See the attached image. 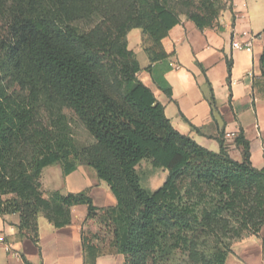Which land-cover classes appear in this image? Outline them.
Segmentation results:
<instances>
[{
    "label": "trees",
    "instance_id": "16d2710c",
    "mask_svg": "<svg viewBox=\"0 0 264 264\" xmlns=\"http://www.w3.org/2000/svg\"><path fill=\"white\" fill-rule=\"evenodd\" d=\"M108 1L0 0V215L18 214L19 237L40 247V216L62 228L72 223L73 207L86 206L89 219L102 212L113 229L110 250L83 238L85 264L107 255H123L124 264H174L179 253L226 264L235 242L264 228V167L253 166L243 131L235 140L241 162L221 138L213 152L178 132L139 79L143 68L128 35L141 30L151 62L144 70L171 97L163 39L182 16L210 28L231 5L132 0L126 17L113 19L103 10ZM261 67L264 76V54ZM209 102L215 116L213 92ZM145 160L168 171L155 191L141 183ZM53 165L65 177L92 168L116 205L97 207L90 188L46 194L42 174Z\"/></svg>",
    "mask_w": 264,
    "mask_h": 264
},
{
    "label": "crops",
    "instance_id": "0c3cea01",
    "mask_svg": "<svg viewBox=\"0 0 264 264\" xmlns=\"http://www.w3.org/2000/svg\"><path fill=\"white\" fill-rule=\"evenodd\" d=\"M230 5L213 27L200 29L185 19L163 39V48L169 58L161 64V69L172 67L165 72V79L172 89L171 97L161 91L151 74L144 70L151 62L144 51L140 29L139 35L134 34L135 29L129 33V48L136 53L143 68L139 79L165 107L167 118L178 132L213 152L220 151L218 138H221L230 156L241 162L242 149L235 140L243 131L250 143L252 164L262 169L264 76L261 57L264 54V0H231ZM132 33L135 35L133 40ZM250 38L253 40L252 51L234 50L235 40L244 43ZM229 62L232 64L231 71ZM211 92L219 110L215 116L209 102ZM193 127L200 129V133ZM227 133L233 134V138L227 139ZM55 166L62 171L59 165L50 167ZM46 169L41 179L45 193L60 191L68 194L90 188L97 207H112L117 203L107 184H84L88 181L87 177L90 178L85 166L78 167L66 176L68 184H62L64 189L50 184L51 175L46 173ZM76 177V182L81 184H75ZM87 215L86 206L73 207L72 223L62 228H56L47 218L40 216V247L31 240L19 237L18 214L0 215V238L4 239V244L0 246V264H25L23 257L30 264H85L83 226ZM6 245L10 246V251ZM124 262L123 255H107L99 257L96 264ZM226 264H264V228L259 234L235 242Z\"/></svg>",
    "mask_w": 264,
    "mask_h": 264
},
{
    "label": "rangeland",
    "instance_id": "374dc122",
    "mask_svg": "<svg viewBox=\"0 0 264 264\" xmlns=\"http://www.w3.org/2000/svg\"><path fill=\"white\" fill-rule=\"evenodd\" d=\"M131 3H132V0H109L107 3H104L102 6H103V10L107 13V15H109L110 18L112 17L113 19H116V18L126 17L127 12L130 10ZM223 4L226 5V8L229 7L230 0H223ZM223 12L221 13L220 17L222 16ZM181 18L182 20L187 19L186 16H182ZM133 32L136 35L137 34L139 35L140 33L138 29H135ZM134 36L135 35H133L132 33L131 40H133ZM80 137L83 141H86L88 139L87 134L83 131L81 132ZM85 168H86V173L90 174V178L88 176L87 177L88 181L87 183L84 182V184H96V182L99 184H106L105 182L98 180V178L96 177V173L92 168L86 167V166ZM137 170L141 178L142 186L145 189L152 190V191L159 189L164 184V182L166 181L168 177L167 170L155 169L152 166V163L147 160L143 161L139 165ZM46 173L51 175L50 184H55L60 187H63L62 184H68L66 181V177L62 174V171H60L58 166L50 167L46 169ZM92 173L94 175H91ZM77 178L78 177L74 179L75 184H81V182H78V183L76 182ZM70 180H69V184H70ZM101 214L102 212L99 211L96 213V215L93 218L89 219L87 217V220L85 221L84 226H83L84 227L83 228V238L87 246L89 244H93L96 246V248L101 253H108L110 250V244L113 240V229L110 225H107L101 221ZM234 221L237 222L236 218H234ZM234 241L235 239L231 240V242H234ZM197 263L214 264L211 261V258H209V260L207 258V260H204L203 262H195L191 260L188 257V255L185 253L184 254L179 253L176 258V261L174 262V264H197Z\"/></svg>",
    "mask_w": 264,
    "mask_h": 264
},
{
    "label": "built area",
    "instance_id": "2783aa9c",
    "mask_svg": "<svg viewBox=\"0 0 264 264\" xmlns=\"http://www.w3.org/2000/svg\"><path fill=\"white\" fill-rule=\"evenodd\" d=\"M233 48L234 50H238V51H252L253 49V40L252 38L248 39L247 41H245L244 43H240L238 41H234L233 42ZM226 138L227 139H231L233 138V134L231 133H227L226 134ZM4 244V239L0 238V246ZM6 248L8 251H10V246L6 245Z\"/></svg>",
    "mask_w": 264,
    "mask_h": 264
}]
</instances>
